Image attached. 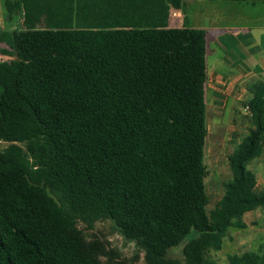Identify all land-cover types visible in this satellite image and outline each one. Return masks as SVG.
Returning <instances> with one entry per match:
<instances>
[{"label": "trees", "instance_id": "16d2710c", "mask_svg": "<svg viewBox=\"0 0 264 264\" xmlns=\"http://www.w3.org/2000/svg\"><path fill=\"white\" fill-rule=\"evenodd\" d=\"M182 3L5 0L10 19L23 10L24 30L0 28L1 51L15 57L0 61V264H105L79 227L103 220L145 264H216L209 254L230 229L264 209L249 168L264 153L257 82L246 102L254 127L207 211V32L169 27ZM181 245L184 259L170 258Z\"/></svg>", "mask_w": 264, "mask_h": 264}, {"label": "rangeland", "instance_id": "374dc122", "mask_svg": "<svg viewBox=\"0 0 264 264\" xmlns=\"http://www.w3.org/2000/svg\"><path fill=\"white\" fill-rule=\"evenodd\" d=\"M202 2L205 4V12L193 11L188 13V17L193 25L210 34L207 39L206 59L212 77L208 79L206 92L208 136L205 158L207 167L205 183L209 198L207 211L210 212L223 197L224 185L231 178L229 157L254 127L246 107L250 97L248 89L246 86L238 87L235 81L227 78L234 75V68L230 64L238 63L237 60L241 62V53H243L242 48L236 47L230 37L239 34L238 36L246 38V34H253V27L264 25V12L259 15L260 9L253 10V2L210 0H202ZM23 16L22 9L12 14L11 19L7 16L8 27L5 32L23 31ZM174 26L172 28H179L177 24ZM218 37H222V42L228 51L222 50L219 45L212 42V39ZM246 44L250 45V42ZM4 49L8 50V47L0 44V61L14 60V56L5 55L1 51ZM215 73L225 77L217 78ZM6 146L7 144L0 143V148ZM249 168L256 174V192L259 194L264 192V153L250 164ZM244 221L247 225L246 229H230L222 250L210 252L209 256L216 264H228L229 256L248 251L259 252L264 256V209L246 214ZM79 227L83 230L87 241L101 242L106 254L100 256V260L105 264H145L144 253L135 243L127 241L114 228L111 221H98L90 230L82 223ZM169 257L183 260V245L172 249Z\"/></svg>", "mask_w": 264, "mask_h": 264}, {"label": "crops", "instance_id": "0c3cea01", "mask_svg": "<svg viewBox=\"0 0 264 264\" xmlns=\"http://www.w3.org/2000/svg\"><path fill=\"white\" fill-rule=\"evenodd\" d=\"M200 3V4H199ZM253 10L258 11L260 9L259 15L264 12V2H253ZM205 4L202 0H183L180 10H173L169 18V27H175L174 25H179V28L189 27L199 29L193 25L194 23L189 20V14L200 10L202 13L205 12ZM258 14H256L257 16ZM7 12L5 8V0H0V28L2 31H7L8 24L6 23ZM196 24V23H195ZM207 33L206 41L210 37ZM239 35V34H238ZM235 35L230 37L232 43H235L236 47H240L243 50L241 53V62L231 63L230 66L234 68V75L227 77L236 82L238 87L248 86L257 82L264 83V25H258L253 27V34H246V38L242 36ZM226 37V35H221ZM222 37L212 39V42L219 45L222 50L228 51L226 45L222 42ZM234 38V39H233ZM250 42L249 44H246ZM214 52V51H213ZM224 60V64H225ZM210 70L208 69V79L212 77L210 75ZM215 77L224 78L218 73H215Z\"/></svg>", "mask_w": 264, "mask_h": 264}]
</instances>
